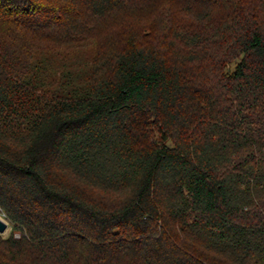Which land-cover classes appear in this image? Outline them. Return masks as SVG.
<instances>
[{"label": "trees", "instance_id": "1", "mask_svg": "<svg viewBox=\"0 0 264 264\" xmlns=\"http://www.w3.org/2000/svg\"><path fill=\"white\" fill-rule=\"evenodd\" d=\"M0 209V264H264V0H0Z\"/></svg>", "mask_w": 264, "mask_h": 264}, {"label": "rangeland", "instance_id": "2", "mask_svg": "<svg viewBox=\"0 0 264 264\" xmlns=\"http://www.w3.org/2000/svg\"><path fill=\"white\" fill-rule=\"evenodd\" d=\"M146 20H148V18L146 19ZM115 27V28H117V26H118V22H116L115 21V23H113L112 25H111V27ZM157 40L158 39H156V38H154L153 39V43H155V42H157ZM149 42H151V41H149ZM232 68L234 67V65H232L231 66ZM0 218L2 219V220H4L5 222H7L8 223V227H7V229L5 230V232H3L2 234H0L2 237H4V238H7V237H9L12 233L14 234V236L16 237V238H19L20 236H21V233L19 232V231H14V226H13V224H12V222L8 219V217L6 216V214L0 209Z\"/></svg>", "mask_w": 264, "mask_h": 264}, {"label": "water", "instance_id": "3", "mask_svg": "<svg viewBox=\"0 0 264 264\" xmlns=\"http://www.w3.org/2000/svg\"><path fill=\"white\" fill-rule=\"evenodd\" d=\"M8 227V223L5 222L4 220H2L0 218V234H2L3 232H5V230L7 229Z\"/></svg>", "mask_w": 264, "mask_h": 264}]
</instances>
